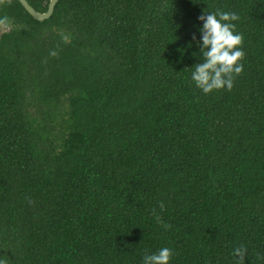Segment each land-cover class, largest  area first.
Masks as SVG:
<instances>
[{"label":"trees","instance_id":"1","mask_svg":"<svg viewBox=\"0 0 264 264\" xmlns=\"http://www.w3.org/2000/svg\"><path fill=\"white\" fill-rule=\"evenodd\" d=\"M217 9L240 17L244 71L205 94L192 37ZM5 15L0 259L143 264L168 247L170 264H236L243 245L264 264V0H59L45 21L13 0Z\"/></svg>","mask_w":264,"mask_h":264},{"label":"clouds","instance_id":"2","mask_svg":"<svg viewBox=\"0 0 264 264\" xmlns=\"http://www.w3.org/2000/svg\"><path fill=\"white\" fill-rule=\"evenodd\" d=\"M13 0H0V6H11ZM203 22V26L199 28L201 41L196 40L193 34V41L197 42L200 48L199 53H193L196 57L203 58L204 62L196 63L191 69V79L196 87L205 94H211L214 91L227 89L231 91L234 87V81L244 71L246 53L243 51L244 37L236 32V24L234 21L240 19L235 12L221 11L217 9L215 12L204 10V14L198 17ZM13 26L12 20L8 16L0 17V30H10ZM55 31V29H53ZM63 43L71 42L69 35L60 32ZM191 47V44H189ZM59 45L56 49L49 50V56L58 58ZM47 58L44 63L46 64ZM160 212L165 210L163 201L159 204ZM152 215L157 224L161 225L165 230L171 227L170 224L164 223L160 213L153 208ZM174 253L168 247H162L157 252L145 254L143 264H170ZM247 248L243 245L233 250V256L237 257L236 264H245V256ZM0 264H8L7 260L0 259Z\"/></svg>","mask_w":264,"mask_h":264},{"label":"water","instance_id":"3","mask_svg":"<svg viewBox=\"0 0 264 264\" xmlns=\"http://www.w3.org/2000/svg\"><path fill=\"white\" fill-rule=\"evenodd\" d=\"M18 1L23 5L26 11L37 21H45L49 19L53 15L55 8L59 2V0H51L47 12L40 13L34 7H32L27 0Z\"/></svg>","mask_w":264,"mask_h":264},{"label":"rangeland","instance_id":"4","mask_svg":"<svg viewBox=\"0 0 264 264\" xmlns=\"http://www.w3.org/2000/svg\"><path fill=\"white\" fill-rule=\"evenodd\" d=\"M4 31V30H1V32Z\"/></svg>","mask_w":264,"mask_h":264}]
</instances>
